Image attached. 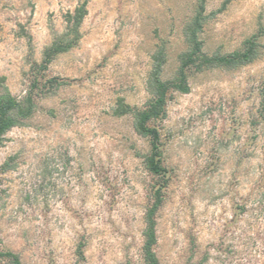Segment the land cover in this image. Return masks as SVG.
<instances>
[{"label": "rangeland", "instance_id": "obj_1", "mask_svg": "<svg viewBox=\"0 0 264 264\" xmlns=\"http://www.w3.org/2000/svg\"><path fill=\"white\" fill-rule=\"evenodd\" d=\"M86 2L77 27L67 14ZM197 0H0V91L34 109L0 147L2 253L22 264H145L144 214L153 192L160 264H264V0H205L201 50H243L233 67L189 70L149 138L117 98L142 108L153 54L177 74ZM72 42V43H70ZM65 49L45 52L53 44Z\"/></svg>", "mask_w": 264, "mask_h": 264}, {"label": "trees", "instance_id": "obj_2", "mask_svg": "<svg viewBox=\"0 0 264 264\" xmlns=\"http://www.w3.org/2000/svg\"><path fill=\"white\" fill-rule=\"evenodd\" d=\"M204 1L197 0V12L184 26L183 31L187 42V49L182 54H179V66L176 76L172 79L161 78V67L165 62L164 52L160 51L153 54V66L147 81V90L150 97L146 104L142 108L133 110L132 107L123 102V99L119 97L117 98L116 106L113 108V114L117 116L133 112L135 130L149 138L150 155L147 158L148 168L151 172L158 175H163L164 169L160 164L159 131L155 122L164 118L166 101L173 90L180 92L188 91V71H199L206 66L235 67L252 61L256 56L253 39H249L244 43L243 50L231 54L209 56L202 52V42L198 39L197 32L201 30L202 26ZM85 5L86 2L84 1L75 7L72 14H67V20H72L73 27H77L86 14ZM68 45L63 47L59 43L53 44L51 49L45 52V57H49V53L51 52L55 53L65 49ZM262 101V105L264 106V96ZM33 109L34 104L30 97L19 101L3 87L0 91V147L3 145L5 133L14 126L22 125L23 119L29 117ZM161 199V190L157 188L153 192L152 201L147 206L144 214L141 256L145 264H160L153 247L156 241L155 215L161 204ZM2 255L5 257L7 264H22L18 256L10 251H6Z\"/></svg>", "mask_w": 264, "mask_h": 264}]
</instances>
